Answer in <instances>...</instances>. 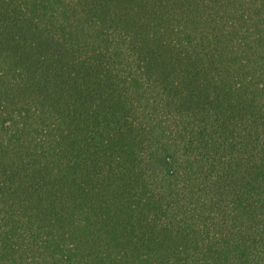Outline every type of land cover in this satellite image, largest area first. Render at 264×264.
Masks as SVG:
<instances>
[{
    "label": "trees",
    "instance_id": "1",
    "mask_svg": "<svg viewBox=\"0 0 264 264\" xmlns=\"http://www.w3.org/2000/svg\"><path fill=\"white\" fill-rule=\"evenodd\" d=\"M0 264H264V0H0Z\"/></svg>",
    "mask_w": 264,
    "mask_h": 264
}]
</instances>
